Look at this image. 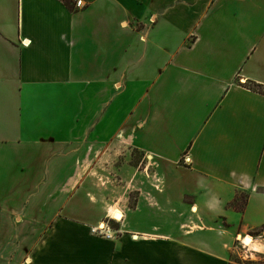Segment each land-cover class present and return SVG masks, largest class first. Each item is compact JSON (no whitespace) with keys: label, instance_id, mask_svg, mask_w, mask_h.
Masks as SVG:
<instances>
[{"label":"crops","instance_id":"obj_1","mask_svg":"<svg viewBox=\"0 0 264 264\" xmlns=\"http://www.w3.org/2000/svg\"><path fill=\"white\" fill-rule=\"evenodd\" d=\"M83 1L0 0V264H246L264 0Z\"/></svg>","mask_w":264,"mask_h":264},{"label":"bare ground","instance_id":"obj_2","mask_svg":"<svg viewBox=\"0 0 264 264\" xmlns=\"http://www.w3.org/2000/svg\"><path fill=\"white\" fill-rule=\"evenodd\" d=\"M107 212L110 218L116 220L119 219L121 214L117 207V204H111L107 206ZM103 224V223H101ZM98 228L105 229L106 232L107 228L103 226H99ZM240 239V242L243 243V248L246 249V252H250L251 256L254 255V253H264V240L261 238L253 237L247 233H243L242 235L238 236ZM237 238V240H239ZM248 257V256H247Z\"/></svg>","mask_w":264,"mask_h":264},{"label":"rangeland","instance_id":"obj_3","mask_svg":"<svg viewBox=\"0 0 264 264\" xmlns=\"http://www.w3.org/2000/svg\"><path fill=\"white\" fill-rule=\"evenodd\" d=\"M249 86L255 88V86L252 85V84H249ZM138 158H139L138 153H135L133 155V159L132 160L135 162L136 160H138ZM242 199L243 198L241 197V199L239 200V202H241ZM130 201H132V199H130ZM112 220H114V219H112ZM107 221L108 220H105V222H107ZM109 224L111 226H113L111 228H116V227H114L116 225L115 222L111 221V222H109ZM246 233L249 234V235H251V236L254 235L253 237H257V234L262 233V232H259L258 233V232L247 231ZM262 235L264 236V233H262ZM257 238H261V239L264 240V237L263 238L262 237H257ZM236 260L238 262H244L246 264H264V253H254V255L251 256V253L250 252L247 253L245 249L241 248L240 246H237L236 247Z\"/></svg>","mask_w":264,"mask_h":264},{"label":"built area","instance_id":"obj_4","mask_svg":"<svg viewBox=\"0 0 264 264\" xmlns=\"http://www.w3.org/2000/svg\"><path fill=\"white\" fill-rule=\"evenodd\" d=\"M72 2H73V4H74V8L75 9H77V8H81V7H83L84 5H85V2L83 1V0H71ZM24 43V42H23ZM99 227V226H98ZM98 227H96L93 231L95 232V233H98V234H103V235H109V232H106L105 231V229H102V228H98ZM259 232H262V233H264V227L263 228H261L259 231H258V233ZM262 233H259V234H257V237H264L263 235H262ZM254 236V235H253ZM236 238V237H235ZM235 246L237 247V246H240L241 248H243V243H241L240 242V240H237V238H236V243H235ZM244 249V248H243Z\"/></svg>","mask_w":264,"mask_h":264},{"label":"trees","instance_id":"obj_5","mask_svg":"<svg viewBox=\"0 0 264 264\" xmlns=\"http://www.w3.org/2000/svg\"><path fill=\"white\" fill-rule=\"evenodd\" d=\"M64 4H65V6L69 9V10H73L74 8H73V2L71 1V0H61ZM259 91H261V92H264V91H262L261 89H259ZM264 227V225L262 226V227H260L259 229H258V231L261 229V228H263ZM258 231H256V232H258Z\"/></svg>","mask_w":264,"mask_h":264}]
</instances>
